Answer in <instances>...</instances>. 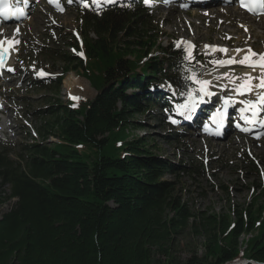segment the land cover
I'll use <instances>...</instances> for the list:
<instances>
[{"label": "trees", "instance_id": "1", "mask_svg": "<svg viewBox=\"0 0 264 264\" xmlns=\"http://www.w3.org/2000/svg\"><path fill=\"white\" fill-rule=\"evenodd\" d=\"M74 7L82 42H68L74 53L38 47L61 74L33 87L56 96L65 74L81 72L96 96L39 114L40 140L18 145L14 158L13 146L0 140V205L15 199L0 218V264H264V173L253 160L243 154L263 189L250 202L193 211L176 190L179 167L154 155L147 136L131 135L141 127L131 120L147 84L159 73L180 90L194 88L189 78L207 68L197 67L201 55L189 62L185 50L169 47L160 48L161 61H145L148 6ZM51 137L57 141L46 142ZM179 171L201 174L193 165ZM168 173L177 180H163ZM186 232L202 239L204 252L174 261L173 247Z\"/></svg>", "mask_w": 264, "mask_h": 264}, {"label": "rangeland", "instance_id": "2", "mask_svg": "<svg viewBox=\"0 0 264 264\" xmlns=\"http://www.w3.org/2000/svg\"><path fill=\"white\" fill-rule=\"evenodd\" d=\"M152 6L150 9L152 26L146 28V36L150 38L147 46L150 53L145 61L148 58H157L161 61L165 56L162 55L160 48L172 47L173 50H182L186 49L187 42L195 46L189 49L191 56L195 52L201 55L197 67L204 68V65L207 67L195 74V78H189L194 81L196 90H186L185 93L188 95L197 94L201 85L196 81H208L209 89L216 88V92L227 94V90L237 92L238 86L249 77L260 75L259 67L252 68L239 63L225 64L221 67L213 61H227L233 57L239 61L248 55L253 63H259V56L253 57L247 50L264 53V18L261 16L246 15L252 19L245 17L250 20L247 29L240 26L246 23L243 18L235 20L229 18V11L235 9L233 5L214 4L204 8L183 10L177 3L155 1ZM236 10L239 15H243L241 14L243 12L237 8ZM79 34L81 31L78 13L67 2L54 5L40 3L24 22L14 26H0V40L6 37L9 41H18L13 43L11 58L15 73L0 75V140L14 147L10 154L12 158L18 145L40 140L37 134V129L42 124L39 114H43L56 104L70 106L77 101H91L95 98L96 91L81 72L70 71L65 74L59 87L60 92L56 96L47 89L33 87L35 80L43 79L46 82L45 79H49V76L57 77L61 74L57 67H52L60 65L47 59L37 48L57 47V50L66 49L74 53L67 44L73 39L81 43L82 37ZM89 36L95 38L93 33H89ZM206 45L226 51H212V48H206ZM237 49L244 51L237 52ZM79 52L82 51L75 52L76 56L81 55ZM161 69L167 70V65L161 63ZM41 71L43 75H40ZM136 73L141 71L137 69ZM129 79L131 75L126 78ZM75 81L81 86H78V83L74 84ZM38 82L41 83L42 80ZM251 83L258 84L259 81L252 80ZM134 87L136 86L129 88L128 94L133 93ZM164 90L174 91L178 96L181 93V90L171 85L165 86ZM247 93H250L251 97H259L264 94V89L256 88ZM143 101L140 99L141 107L131 120L141 127L134 130L131 135L147 136L148 145L153 148L154 155L169 166L179 167V170L191 165L200 167L201 174H191L188 171L183 173L179 170L175 172L180 173L176 190L193 211H221L228 204H247L254 193L258 194L263 189L262 179H257L252 173L255 168L251 169L243 158L246 156L253 160L256 171L264 173V131L259 134L256 132L246 134L236 129L228 130L221 139L215 135L217 132L208 131L209 129L202 127L196 130L176 122L173 118H159L162 112L157 108L151 109L148 102ZM190 111L192 113L194 110ZM191 113L188 112L184 116ZM51 141L56 142L57 139L51 137L46 142ZM162 179L177 180L174 174L169 173ZM260 184L261 188H257ZM3 189L8 191L9 188L4 186ZM14 203L15 199H10L0 205V218L13 207ZM194 252H197L198 257L202 256L204 251L201 238L189 232L177 238L173 247L174 261L184 263L193 257ZM246 263L247 260L244 259L233 264Z\"/></svg>", "mask_w": 264, "mask_h": 264}, {"label": "snow or ice", "instance_id": "3", "mask_svg": "<svg viewBox=\"0 0 264 264\" xmlns=\"http://www.w3.org/2000/svg\"><path fill=\"white\" fill-rule=\"evenodd\" d=\"M51 2V0H50ZM72 0H69V3H71ZM93 3H97L98 0H92ZM108 2H114V0H108ZM241 2V6L245 7L250 13L254 14V15H260V14H264V0H240ZM145 3H148V0H145ZM85 7H87L88 5L85 4ZM59 10H63V9H59ZM23 10L20 8H15L13 9V7L9 4V0H0V17H3L5 20L10 19L12 17L15 16H22ZM247 30V29H245ZM4 43H18V41H0V46H2ZM187 44V47L185 49L187 55L185 57L186 60H188L189 62H191V53L189 51V49L194 48V45L188 44L187 42H185ZM206 48H212V51H221V52H225L226 49H217L215 47L212 46H205ZM237 52L240 51H244L243 49H237ZM248 53L251 54V56L255 57V56H259V63H253L248 55H245L243 57V59L237 61L235 60V58H230L227 61H213V63H217L219 64V66H225V64H233V63H239L241 65L244 66H248V67H252V68H256L259 67L261 70V73L258 77H249L248 80H246L244 83L240 84L238 86V88L236 89V91L240 94L243 95L247 92H252L254 91L256 88H261L264 89V53H255L253 52L251 49L247 50ZM82 55V54H81ZM44 73L41 72L40 75H43ZM252 80H258L259 83L258 84H253L251 83ZM197 83H199L201 85L200 91H204L205 87L208 85V81H196ZM207 94V93H206ZM191 95V94H190ZM73 99H78V98H73ZM225 103H228V101H225ZM245 104V107L241 109L242 112L244 111H248L251 110L252 115L256 116L258 115V109L260 107H264V94H261L258 97V100L256 102L253 101H246V102H242ZM175 122V121H173ZM264 122V121H262ZM248 123H255L254 120H249Z\"/></svg>", "mask_w": 264, "mask_h": 264}, {"label": "bare ground", "instance_id": "4", "mask_svg": "<svg viewBox=\"0 0 264 264\" xmlns=\"http://www.w3.org/2000/svg\"><path fill=\"white\" fill-rule=\"evenodd\" d=\"M236 8H237V6L235 5V9L234 10H230L229 11V18H234V20L235 19H237V18H243L244 20H246V23L244 24V25H240L241 27L242 26H244V27H246L247 29H249V27L247 26V25H249L250 24V20H252V19H250L249 17H247L246 16V14H244V13H241V14H243V15H245V16H243V15H239V13L237 12V10H236ZM205 15V14H204ZM247 19H250V20H247ZM262 18H264V16H262ZM261 19V18H260ZM259 19V20H260ZM258 20V21H259ZM262 21V20H261ZM259 25H263L262 23H258ZM240 26H237V27H240ZM251 26V25H250ZM3 28V27H2ZM9 30V29H8ZM17 31V30H16ZM264 34V33H263ZM264 38V37H263ZM2 39V41H9L6 37H4V38H1ZM11 40V39H10ZM12 41V40H11ZM12 49H13V43L12 44H9V43H4L2 46H0V50H2V51H5L6 53H9L10 54V56L11 55H13V51H12ZM259 61V60H258ZM258 63V62H257ZM253 72H256V70H252ZM251 71V72H252ZM74 84H76V83H78V81H75V82H73ZM69 85V84H68ZM77 85V84H76ZM81 86V84L80 83H78V86ZM79 89H81V87L79 88ZM257 100H255V102H256ZM196 109V107L195 106H192V109L191 108H186V111H183V114L185 115L186 113H188L190 110H195ZM218 110H220V109H218ZM248 111H250V110H248ZM222 112V114L223 115H225V112H223V111H221ZM191 115V114H190ZM245 121H247V119L245 120ZM217 124V123H216ZM229 130H235V128H231V129H229ZM241 130L242 131H247L248 130V128L247 127H245V126H243V127H241ZM228 131V130H227Z\"/></svg>", "mask_w": 264, "mask_h": 264}, {"label": "water", "instance_id": "5", "mask_svg": "<svg viewBox=\"0 0 264 264\" xmlns=\"http://www.w3.org/2000/svg\"><path fill=\"white\" fill-rule=\"evenodd\" d=\"M248 262V261H247Z\"/></svg>", "mask_w": 264, "mask_h": 264}]
</instances>
